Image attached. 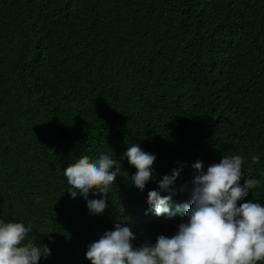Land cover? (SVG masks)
Masks as SVG:
<instances>
[{
	"label": "trees",
	"instance_id": "1",
	"mask_svg": "<svg viewBox=\"0 0 264 264\" xmlns=\"http://www.w3.org/2000/svg\"><path fill=\"white\" fill-rule=\"evenodd\" d=\"M135 143L156 157L143 191L124 155ZM101 155L117 161L107 196L73 198L66 167ZM233 155L241 186L259 181L238 206H264V0H0V221L47 245L39 264H91L117 223L134 247L171 238L192 165ZM174 170V215L157 216L148 193Z\"/></svg>",
	"mask_w": 264,
	"mask_h": 264
},
{
	"label": "clouds",
	"instance_id": "2",
	"mask_svg": "<svg viewBox=\"0 0 264 264\" xmlns=\"http://www.w3.org/2000/svg\"><path fill=\"white\" fill-rule=\"evenodd\" d=\"M130 165L137 169L131 178L141 191L151 178V168L156 159L143 152L138 144H132L124 154ZM258 157H253V163ZM116 160L101 155L90 161L83 156L66 167L64 175L75 198L79 192L84 197L92 189L107 196L108 187L117 177L113 171ZM242 157L223 156L219 163L207 167L202 162L192 165L195 176L191 181L190 203L184 205L185 222L178 225V231L171 238L158 236L154 245L134 247L135 239L129 227L115 225L114 230L105 232L88 246L85 258L91 264H259L264 261V206L248 201L238 206L259 181L246 179L243 186ZM180 175L174 170L171 176H164L159 183L161 191L148 193V203L157 216L174 214L167 205L176 194L175 182ZM188 185L180 187L185 192ZM106 200H89L91 214H101ZM30 227L21 222L0 221V264H39L41 257L51 255L47 245L37 247L26 240Z\"/></svg>",
	"mask_w": 264,
	"mask_h": 264
}]
</instances>
